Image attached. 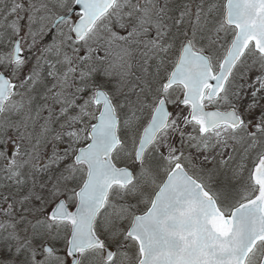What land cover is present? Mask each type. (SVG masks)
<instances>
[{
	"label": "snow or ice",
	"instance_id": "obj_1",
	"mask_svg": "<svg viewBox=\"0 0 264 264\" xmlns=\"http://www.w3.org/2000/svg\"><path fill=\"white\" fill-rule=\"evenodd\" d=\"M0 264H264V0H0Z\"/></svg>",
	"mask_w": 264,
	"mask_h": 264
}]
</instances>
